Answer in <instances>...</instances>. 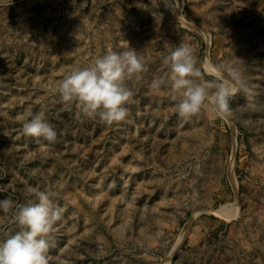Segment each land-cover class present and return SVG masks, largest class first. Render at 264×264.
Returning <instances> with one entry per match:
<instances>
[{
    "label": "rangeland",
    "instance_id": "rangeland-1",
    "mask_svg": "<svg viewBox=\"0 0 264 264\" xmlns=\"http://www.w3.org/2000/svg\"><path fill=\"white\" fill-rule=\"evenodd\" d=\"M181 42L206 79L241 68L250 91L227 121L210 106L181 119L150 89ZM129 47L147 71L127 82L124 121L55 94L65 74ZM41 111L53 145L21 131ZM26 184L62 209L49 264H264V0H0V200L26 203ZM18 230L0 210V241Z\"/></svg>",
    "mask_w": 264,
    "mask_h": 264
},
{
    "label": "clouds",
    "instance_id": "clouds-1",
    "mask_svg": "<svg viewBox=\"0 0 264 264\" xmlns=\"http://www.w3.org/2000/svg\"><path fill=\"white\" fill-rule=\"evenodd\" d=\"M163 63L165 75L154 78L149 87L154 93L166 90V98L181 119L187 120L210 106L217 117L227 121L232 116V98L250 91L241 68L229 62L213 65V79H206L188 43L175 46L163 57ZM145 71L144 58L136 49L109 50L65 74L56 82L55 94L65 105L78 108L83 117L98 118L111 126L128 116L126 105L132 102L134 92L127 82ZM28 116L21 128L25 136L43 138L49 145L57 142V132L46 121L44 112ZM26 195L28 200L22 204L11 198L0 200V210L11 214L19 225L15 234L0 241V264H49L47 253L52 245L47 237L61 219L62 209L54 204V191L26 184Z\"/></svg>",
    "mask_w": 264,
    "mask_h": 264
},
{
    "label": "bare ground",
    "instance_id": "bare-ground-1",
    "mask_svg": "<svg viewBox=\"0 0 264 264\" xmlns=\"http://www.w3.org/2000/svg\"><path fill=\"white\" fill-rule=\"evenodd\" d=\"M214 212H215V211H214ZM220 212H222V210H220L219 213H220ZM215 213H216V212H215ZM223 214H224V212H223ZM225 214H227V213H225ZM227 215H228V214H227ZM227 215H226L225 217H229V216H230V215H228V216H227Z\"/></svg>",
    "mask_w": 264,
    "mask_h": 264
}]
</instances>
